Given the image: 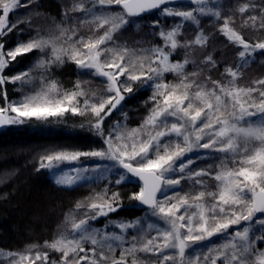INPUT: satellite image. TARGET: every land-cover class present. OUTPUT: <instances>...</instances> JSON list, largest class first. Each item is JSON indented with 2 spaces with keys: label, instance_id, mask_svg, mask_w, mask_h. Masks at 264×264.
<instances>
[{
  "label": "snow or ice",
  "instance_id": "obj_1",
  "mask_svg": "<svg viewBox=\"0 0 264 264\" xmlns=\"http://www.w3.org/2000/svg\"><path fill=\"white\" fill-rule=\"evenodd\" d=\"M33 3L0 0V86L19 84L21 92L15 101H8L6 90L2 93L6 106L0 107V126L90 113L88 127L105 147L45 154L37 170L54 171L58 186L73 187L98 166L64 170L63 164L78 165L82 158L110 160L123 169L116 184L139 181V191L130 199L146 206L155 219L110 221L95 228L93 221L119 207V193H95L65 214L52 241L21 251L0 249V264H264V77L239 83L256 54L264 55V38L245 40L233 26L235 11L230 8L232 14L223 15L219 0H185L176 7L167 6L176 0H72L54 30L33 27L27 16L10 21L11 12ZM154 10L179 18L171 28L150 33L160 44L117 43V34L134 22L130 18ZM236 10L241 16L253 12L241 27L264 30V0L239 4ZM201 18L223 19L218 31L238 49L235 62L226 64L219 79L209 74L220 65L211 53L195 56L209 40ZM22 23L33 34L5 50L2 38ZM188 25L194 26V38L182 40ZM152 26L159 27V19ZM178 50H183V59H172ZM34 51L40 55L27 70L5 74L18 56ZM66 61L102 78V92L92 89L90 81L78 80L72 89H64L51 78V69ZM166 74L175 79L166 80ZM137 84L152 88L147 115L136 127L116 122L106 131V119ZM208 159L212 163L193 167ZM182 181L188 182L187 191L180 188ZM130 229L137 231L129 237ZM50 251L59 258L51 259Z\"/></svg>",
  "mask_w": 264,
  "mask_h": 264
},
{
  "label": "trees",
  "instance_id": "obj_2",
  "mask_svg": "<svg viewBox=\"0 0 264 264\" xmlns=\"http://www.w3.org/2000/svg\"><path fill=\"white\" fill-rule=\"evenodd\" d=\"M27 2L28 0H21V5ZM250 2L259 5L262 0H219L223 6V15H231L230 8L235 11L233 26L243 34L245 40L255 43L257 39L264 38V30L241 27L243 20L253 12L241 16L236 10L239 4ZM71 3L72 0H35V3L28 7L21 6L11 12L9 19L15 22L27 16L31 18L33 27L38 26L46 31L54 30L55 24L62 19V12ZM178 5L180 4L167 6ZM255 14L259 15L258 8L255 9ZM130 19L134 22L117 34L119 44L134 46L137 41L142 40L160 44L158 36L150 33H158L161 28H171L173 22L179 18L165 17L157 10L152 14ZM157 19L160 26L153 28L152 22ZM223 22V19L217 23L211 18H201L200 27L209 36V40L204 49L197 48L195 52L197 58H201L202 54L211 53L214 59L220 62L218 70H210L209 74L214 79L220 78L219 73L223 72L226 64L235 62L238 51L228 45L225 37L219 33L218 27ZM20 30H23V34H19ZM32 34L33 29L27 23L20 24L17 30L2 38L5 50L14 48L18 42L27 41ZM81 34L87 35V31L83 30ZM185 38H194V26H186L181 36L182 40ZM39 55L40 53L34 51L18 56L5 70V74L11 76L27 70ZM183 56V50H178L172 59L182 60ZM262 61L264 57L256 56L255 63L244 71L239 83L247 85L254 79L264 77ZM192 69L193 65H188V71ZM50 75L64 89H72L78 80L90 81V87L98 94L103 89L102 78L91 77L89 70H80L72 62L66 61L62 66H54ZM165 79L172 81L175 78L172 74H166ZM19 88V84L12 83L0 86V107L6 106L2 93L6 90L8 101H15L21 96ZM151 94V87H140L138 84L132 94L125 93L126 100L106 119L105 130L116 122L126 123L129 128L138 126L152 107L148 102ZM124 114H127L126 120ZM90 119V113L84 116L66 113L63 117H49L46 120L26 119L23 123L10 124L0 131V249L21 251L30 244L42 246L45 241H52L62 225L65 214L74 209L77 201H85L95 193H119V200L116 202L119 205L118 210L106 217L108 222L134 221L148 209L139 207L137 201L130 199L133 193L139 191V184L132 179L121 184L104 180L98 184L89 182L67 188L54 183L46 169L37 170L40 157L45 154L65 150H99L105 147L103 140L88 127ZM205 163L212 161L198 160L193 167H202ZM180 188L187 191L188 182L182 181ZM100 225L102 220L92 222L93 227L103 229ZM49 254L50 257L59 258V253L50 251Z\"/></svg>",
  "mask_w": 264,
  "mask_h": 264
},
{
  "label": "rangeland",
  "instance_id": "obj_3",
  "mask_svg": "<svg viewBox=\"0 0 264 264\" xmlns=\"http://www.w3.org/2000/svg\"><path fill=\"white\" fill-rule=\"evenodd\" d=\"M260 55L261 54L259 52L256 54V56H258V58L260 57ZM261 56L264 57V55H261ZM12 115H14V114H12ZM11 125H13V124H11ZM203 151L204 150H201V152H203ZM190 155L195 156L196 153H192ZM73 166H77V167L83 166V167H87L89 169L97 168V166H98L99 170L96 171V172L89 171L87 176H86V178L80 184L89 183V182L98 184V183H100V182H102L104 180H108V181L113 182V184H116L115 180L118 178V173L119 172H123V170L113 167V162L112 161H110V160H102V159H99V158H82L78 165L65 163V164L62 165V168L64 170H67V169H70ZM47 172H48L49 177L51 178V180L55 183V179H54L55 172L54 171H49V170H47ZM129 180H131V179H129ZM129 180H127V181H129ZM127 181H125V182H127ZM67 188H70V187H67ZM136 206H137V204H136ZM82 211L83 210H81V212ZM106 217L107 216H102V217L99 218V220H102V225H100V226H102V228H104L105 225H109V222L106 221ZM139 219L147 222L149 219L154 220L155 218H150L149 210L147 209L146 211H144L142 213V216ZM99 220H97V221H99ZM93 222H95V221H93ZM124 222H127V221H124ZM108 230L109 231H117V232H119V229H116V228L111 227V226H109ZM136 231H137V229L128 230L129 237L132 234H135ZM214 239H216V238H214ZM204 243H207V241H205ZM261 247H264V245H261ZM116 254L118 255L119 253L117 252ZM51 259H55V257H51Z\"/></svg>",
  "mask_w": 264,
  "mask_h": 264
},
{
  "label": "water",
  "instance_id": "obj_4",
  "mask_svg": "<svg viewBox=\"0 0 264 264\" xmlns=\"http://www.w3.org/2000/svg\"><path fill=\"white\" fill-rule=\"evenodd\" d=\"M182 3H185V0H176V3L173 4V5H176V4H182ZM169 5H172V4H169ZM155 11H157V10H154V11H152V12L144 13L143 16H146V15H148V14H152V13L155 12ZM134 18H139V17H134ZM7 126H8V125L0 126V131L6 129ZM121 170H123V169H121ZM126 175H127V174H126ZM130 179L136 181V183L139 184V181H138L136 178H130ZM137 204H138L139 207L147 208L146 206L141 205L139 202H137Z\"/></svg>",
  "mask_w": 264,
  "mask_h": 264
}]
</instances>
